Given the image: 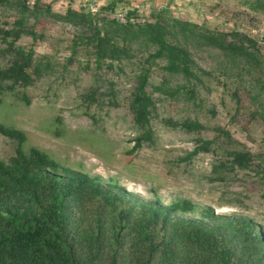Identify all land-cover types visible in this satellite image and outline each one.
I'll use <instances>...</instances> for the list:
<instances>
[{"label":"rangeland","instance_id":"obj_1","mask_svg":"<svg viewBox=\"0 0 264 264\" xmlns=\"http://www.w3.org/2000/svg\"><path fill=\"white\" fill-rule=\"evenodd\" d=\"M41 1L53 11L72 8L116 20L133 8L137 22L151 20L150 12L158 10L211 30L246 34L264 56V0ZM34 31L40 37L32 41L22 35L14 45L30 47L34 58L46 55L49 66L25 87L10 91L0 82V124L23 133V152L38 148L60 164L116 183L142 200L156 198L163 206L187 202L186 209L175 213L179 217L205 220L204 213L212 210L251 219L264 232L263 71L258 75L231 63L222 71L226 60L205 46L190 50L207 72L197 80L167 73L156 60L145 87L154 105L150 136L130 151L143 131L132 121L126 102L145 46L134 45L135 55L114 62L112 69H95L90 50L78 48L66 61L74 34L68 24L42 18ZM7 59L8 53L0 54V65ZM89 89L94 90L90 102L84 99ZM188 121L200 128H185ZM205 140L210 141L207 150L185 157ZM15 147L14 140L0 135V160L8 162ZM239 150L251 153L246 168L231 162V152Z\"/></svg>","mask_w":264,"mask_h":264},{"label":"trees","instance_id":"obj_2","mask_svg":"<svg viewBox=\"0 0 264 264\" xmlns=\"http://www.w3.org/2000/svg\"><path fill=\"white\" fill-rule=\"evenodd\" d=\"M134 15L132 8L120 22L99 12L53 11L41 0H0V19H5L0 54L8 53L7 63L0 65V82L10 91L25 87L49 66L46 55L34 58L30 47L14 45L22 35L32 41L40 37L34 25L42 18L74 29L67 62L81 48L90 50L95 69H112L114 62L130 60L144 45L126 102L132 121L143 131L132 151L150 136L154 105L145 87L156 60L167 73L197 80L207 72L190 50L205 46L226 60L222 71L231 63L258 75L264 72V56L246 34L211 30L158 10L143 22ZM108 92L114 100L112 89ZM237 95L233 91L238 105ZM93 97V89L84 95L88 102ZM182 125L200 128L195 121ZM0 135L16 142L8 162L0 160V264H264V232L251 219L212 210L204 213L205 220L179 217L175 213L186 209L187 202L163 206L156 198L142 200L116 183L62 165L38 148L23 152L24 135L17 129L0 124ZM208 144L200 142L185 157L207 150ZM231 157L233 165L246 168L251 153L233 151Z\"/></svg>","mask_w":264,"mask_h":264},{"label":"built area","instance_id":"obj_3","mask_svg":"<svg viewBox=\"0 0 264 264\" xmlns=\"http://www.w3.org/2000/svg\"><path fill=\"white\" fill-rule=\"evenodd\" d=\"M118 21H120V22H124V14H123V16L122 17H120L119 19H117Z\"/></svg>","mask_w":264,"mask_h":264}]
</instances>
